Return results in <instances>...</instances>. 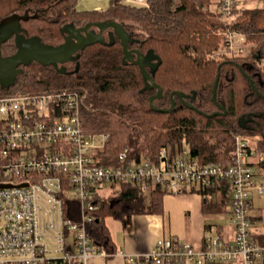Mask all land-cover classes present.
<instances>
[{"label":"trees","instance_id":"obj_1","mask_svg":"<svg viewBox=\"0 0 264 264\" xmlns=\"http://www.w3.org/2000/svg\"><path fill=\"white\" fill-rule=\"evenodd\" d=\"M78 2L0 0V21L15 12L38 13L37 17L22 20L21 25L28 35H37L54 45L65 41L66 34L61 28L67 23L122 22L138 40L130 48H138L144 54L153 50L157 54L158 65L152 75L162 87L163 95L154 105L169 108L171 93L182 91L191 96L187 99L196 108L175 95L173 111L154 110L150 97L158 89L146 87L139 65L124 59L119 38L113 44L95 43L85 47L65 72L36 61L22 65L23 71L15 83L7 88L0 84V92L65 86L79 89L83 95L80 112L84 130L108 134L105 147L98 152L106 163H117L127 147L129 160L145 158L160 162L164 148L172 155L187 143L192 155L200 160L226 166L234 162L237 135L255 139L253 145L264 154V84L259 85L264 71L250 65L264 57V4L241 9L239 20L230 23L219 19L221 14L212 8V0H146L145 4L110 0L109 6L101 9H81ZM225 31L246 35L254 45L251 51L242 58L210 57L220 48ZM2 50L4 55L17 50L14 36L3 43ZM147 69L152 72L153 68L149 65ZM256 71L259 75H255ZM218 74L216 100L224 106L225 113L208 116L219 110L212 92ZM248 77L255 81L259 92ZM242 117L248 121L244 122ZM259 168L264 169V160ZM112 187L116 189L114 195L99 196L96 220L90 226L94 243L110 254L116 249L105 217L122 219L137 213L162 212L163 196L167 193L161 186L153 187L148 193H140L139 187L128 183H115ZM223 188L222 193L197 191L203 196L204 212H223L228 199ZM76 205V201L67 197V214L69 207ZM259 264H264V260Z\"/></svg>","mask_w":264,"mask_h":264},{"label":"built area","instance_id":"obj_2","mask_svg":"<svg viewBox=\"0 0 264 264\" xmlns=\"http://www.w3.org/2000/svg\"><path fill=\"white\" fill-rule=\"evenodd\" d=\"M238 8L239 0H217L216 9L227 21ZM82 102L79 89L69 86L0 92V184H10L0 187V264H88L93 256H108L94 243L90 226L96 220L101 189L115 183L137 186L140 193L155 186L167 193H222L224 186L225 208L235 231L231 241L209 236L202 246L161 238L148 252L125 255L127 262L259 264L264 260V240L255 237L252 217L254 190L264 192L263 182L256 180L264 154L250 138L236 136L234 162L226 166L200 160L187 143L172 155L164 148L160 162L129 160L127 147L117 163H106L98 152L108 134L84 130ZM67 197L77 202L76 208L69 207V214Z\"/></svg>","mask_w":264,"mask_h":264},{"label":"water","instance_id":"obj_3","mask_svg":"<svg viewBox=\"0 0 264 264\" xmlns=\"http://www.w3.org/2000/svg\"><path fill=\"white\" fill-rule=\"evenodd\" d=\"M38 13H33L31 10L24 12H15L4 16L0 21V84L3 88L15 83L20 72L22 73V65H29L34 61L43 65H54L61 72L67 70L65 64L70 61H77L80 57V51L85 47L95 44H113L115 39L119 38L125 53L124 59H129L138 64L146 81V87H156L157 93L150 97V106L157 111H173L176 106L175 95H178L183 103L190 107L196 108L182 91L171 93L172 103L169 108H161L154 105V101L163 95L162 87L155 82L153 73L158 65L155 61L157 54L153 50H149L147 54L142 53L138 48H130L132 43L138 42L133 36V33L128 32L123 23L113 21H97L88 22L84 26L77 27L74 22L67 23L63 26L62 31L66 34L65 41L58 45L45 43L37 35H28L22 27L21 21L27 20L30 17H37ZM96 26L99 30L90 29ZM109 30V40L106 39L104 31ZM14 36L17 50L10 55H4L2 50L3 43L10 37ZM151 66L152 72L147 69ZM78 68V63H77ZM220 74L217 75L213 86V99L216 101L219 111L212 112L208 116H215L218 113H225L224 106L216 100L217 87ZM252 84L253 81L251 79ZM26 185V183L21 184ZM10 186V184H0V187Z\"/></svg>","mask_w":264,"mask_h":264},{"label":"crops","instance_id":"obj_4","mask_svg":"<svg viewBox=\"0 0 264 264\" xmlns=\"http://www.w3.org/2000/svg\"><path fill=\"white\" fill-rule=\"evenodd\" d=\"M240 7L263 5L264 0H239ZM259 170L256 176L262 182ZM252 217L254 219V235L264 240V192L253 193ZM163 211L153 213H137L122 218L123 227L110 236L115 242V253L108 256L96 255L88 264H129L125 255L140 254L150 251L161 238L176 237L185 242L202 246L209 236H220L226 241L234 237V227L229 220L226 225L217 222L210 213L204 212L203 196L198 192L166 193L163 196ZM137 264H154L139 260ZM180 264V263H178ZM182 264V263H181Z\"/></svg>","mask_w":264,"mask_h":264},{"label":"rangeland","instance_id":"obj_5","mask_svg":"<svg viewBox=\"0 0 264 264\" xmlns=\"http://www.w3.org/2000/svg\"><path fill=\"white\" fill-rule=\"evenodd\" d=\"M212 8L218 13V10H216L217 7V0H212ZM110 0H79L78 6L81 9H101V8H107L109 6ZM252 4H248L247 6H251ZM245 7L241 6L240 9L235 13L233 18H229L227 21L225 18L219 15V19L223 21H227L230 23H233L235 21H238L240 16H241V9ZM222 36L225 37L224 40H222L220 48L215 52L211 53L209 56L210 57H215L217 59H221L223 57L231 56L237 54V51L243 50L245 52L248 51V48L252 46V43L248 42L247 36L244 35L241 32L238 31H225L222 33ZM229 40V41H228ZM71 67V65L69 66ZM253 142H255V139H250ZM97 142H101V138H97ZM262 170L261 175V180L264 184V169H259ZM116 192V189L113 187L107 186L105 188L101 189V194L103 196H109L114 195ZM216 218L217 222L223 225H226L229 220V215L226 212H214L210 213V215ZM105 225L109 228L110 232H113L114 234L117 231H121L123 227V221L121 218H116L115 216L108 215L105 217Z\"/></svg>","mask_w":264,"mask_h":264},{"label":"flooded vegetation","instance_id":"obj_6","mask_svg":"<svg viewBox=\"0 0 264 264\" xmlns=\"http://www.w3.org/2000/svg\"><path fill=\"white\" fill-rule=\"evenodd\" d=\"M76 24V23H75ZM85 25V24H84ZM84 25H77L76 24V26L77 27H80V26H84ZM90 29H95V30H99L96 26H92ZM104 35H105V37H106V39H108L109 40V30H106V31H104ZM249 42V41H248ZM251 43V42H250ZM254 45H253V43H252V46L250 47V48H248V51H246L245 50V52L243 51V50H239V51H237V54H235L234 56H238V57H245L250 51H251V48L253 47ZM135 48V47H134ZM76 61H70V62H68V63H66L65 64V66H66V68L68 69L69 68V66L70 65H72V63H75ZM255 62H256V64H255ZM255 62H253V64L251 63L250 65H251V67L253 68V69H255V70H257L258 69V67H260L263 71H264V57H262L259 61L258 60H256ZM246 74V73H245ZM255 75H259L258 74V71H256L255 72ZM249 78V80H250V82H251V78L250 77H248ZM263 78V77H262ZM261 77L259 78V85H261V84H264V79H262ZM252 81H253V83L254 84H252V82H251V84L253 85V87L255 88V90H257V92H259V90H258V88H257V85H256V83H255V81L252 79ZM219 110H220V108H219ZM218 110V111H219ZM242 120L244 121V122H247L248 121V118H244V117H242Z\"/></svg>","mask_w":264,"mask_h":264}]
</instances>
